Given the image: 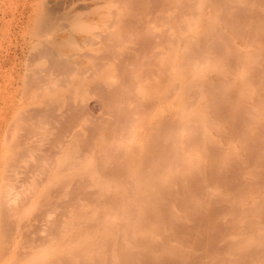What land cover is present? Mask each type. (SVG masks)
Returning a JSON list of instances; mask_svg holds the SVG:
<instances>
[{"label":"rangeland","instance_id":"1","mask_svg":"<svg viewBox=\"0 0 264 264\" xmlns=\"http://www.w3.org/2000/svg\"><path fill=\"white\" fill-rule=\"evenodd\" d=\"M0 264H264V0H0Z\"/></svg>","mask_w":264,"mask_h":264},{"label":"crops","instance_id":"2","mask_svg":"<svg viewBox=\"0 0 264 264\" xmlns=\"http://www.w3.org/2000/svg\"><path fill=\"white\" fill-rule=\"evenodd\" d=\"M180 98H181V97L179 96V99H180ZM176 110L180 113L179 115L181 116V107H180V105L176 107ZM177 153H178V152H177Z\"/></svg>","mask_w":264,"mask_h":264}]
</instances>
